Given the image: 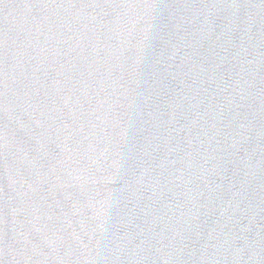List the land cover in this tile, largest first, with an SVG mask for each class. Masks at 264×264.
<instances>
[{
	"label": "water",
	"instance_id": "95a60500",
	"mask_svg": "<svg viewBox=\"0 0 264 264\" xmlns=\"http://www.w3.org/2000/svg\"><path fill=\"white\" fill-rule=\"evenodd\" d=\"M0 264H264V0H0Z\"/></svg>",
	"mask_w": 264,
	"mask_h": 264
}]
</instances>
